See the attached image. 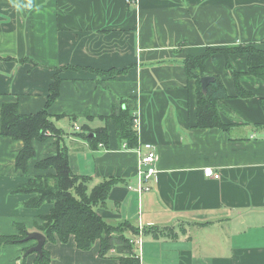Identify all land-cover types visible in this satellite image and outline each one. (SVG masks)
<instances>
[{"label":"crops","instance_id":"0c3cea01","mask_svg":"<svg viewBox=\"0 0 264 264\" xmlns=\"http://www.w3.org/2000/svg\"><path fill=\"white\" fill-rule=\"evenodd\" d=\"M240 46L264 48V0H0V239L19 236L18 226L38 231L52 205L27 208L34 194L16 191L53 173L37 165L66 148L90 191L118 181L96 210L108 223L139 227L126 236L140 264H264V78L249 74L245 54L209 57L205 74L221 76L229 95L217 103L228 129H201L197 83L183 62ZM232 72L251 97L238 96ZM55 75L59 97L46 108ZM132 98L134 150L108 119ZM4 105L25 116L47 110L60 131L34 141L27 172L16 167L24 142L1 136ZM104 128L108 143L95 145L93 131ZM148 144L158 173L139 196L129 186ZM207 168L221 178H205ZM36 244H0V264H36L37 253L25 255ZM44 250L50 264H119L114 250L100 256V242L82 251L70 237Z\"/></svg>","mask_w":264,"mask_h":264},{"label":"trees","instance_id":"16d2710c","mask_svg":"<svg viewBox=\"0 0 264 264\" xmlns=\"http://www.w3.org/2000/svg\"><path fill=\"white\" fill-rule=\"evenodd\" d=\"M218 52L224 54L226 58L233 54L247 55L249 74L264 78V48L240 46L227 50L207 49L203 56L187 57L183 62L187 77L194 79L197 83L196 120L197 128L201 129H228V126L221 119L217 105L219 100L229 97L222 77L213 76L215 81L208 86L207 93L204 94L201 88V80L204 76H208L205 74V61ZM228 69L232 70L230 61L228 62ZM126 71L127 68L117 71L110 70L106 74L114 78ZM232 74L236 79L238 96L240 98L251 97L252 94L247 93L239 84V75L236 72H232ZM53 80L46 108L59 97L61 80L56 75ZM112 108V113L108 119L114 122L118 140L125 143L128 149L134 150L138 145V136L133 122L137 109V99L118 101ZM50 129L59 131L52 123L47 110L25 116L19 112L17 105H4L2 108L1 136L24 142V147L18 153L16 161V167L24 172L28 171V162L36 154L33 147L34 141H46V133ZM93 133L94 136L90 141L95 145L108 143L109 137L106 128L95 130ZM37 167L45 170L47 168L53 169L54 172L29 180L16 193L34 194L33 198L25 203L27 208H39L48 203L52 205L50 214L42 217L41 224H36L38 231L45 235L47 243L60 241L64 244L69 242L70 237H73L77 248L82 251H90L95 243L100 242L99 253L102 258H106L109 252L114 250L118 254L119 264H140L139 258L134 252V245L131 239L126 236L128 233L134 236L139 234V227H135L127 220L115 224L108 223L96 210L97 206L106 203L110 191L118 183L117 180L110 179L89 191V179L73 173L66 148L59 149L55 156L40 162ZM18 228L20 229L19 236L1 238L0 244H15L23 241L27 237L28 231L21 226ZM150 230L152 228L148 229V231ZM154 230L157 231V229ZM42 255V257L38 256L36 264H50V254L43 250Z\"/></svg>","mask_w":264,"mask_h":264},{"label":"built area","instance_id":"2783aa9c","mask_svg":"<svg viewBox=\"0 0 264 264\" xmlns=\"http://www.w3.org/2000/svg\"><path fill=\"white\" fill-rule=\"evenodd\" d=\"M137 122V119H134ZM140 158H139V169L136 173L135 184L129 186V190L133 193L139 194L142 196L144 193H148L151 190L150 181L157 173V162H158V153L155 150V147L152 144L143 145L140 149ZM205 178L210 177L216 180H219L221 177L219 174L214 173L211 168H207L204 171Z\"/></svg>","mask_w":264,"mask_h":264},{"label":"water","instance_id":"95a60500","mask_svg":"<svg viewBox=\"0 0 264 264\" xmlns=\"http://www.w3.org/2000/svg\"><path fill=\"white\" fill-rule=\"evenodd\" d=\"M215 81V78L213 76H204V78L201 80V88L202 91L205 93H207V89L208 86L213 83ZM92 136V134H90V137ZM24 242H31V241H36L37 244L35 245V247L30 248L29 250L26 251L25 255H29V254H35L37 253L40 257H42L43 255V250L44 247L47 243L46 237L44 234H42L39 231H34L32 233H28L27 237L25 239H23Z\"/></svg>","mask_w":264,"mask_h":264},{"label":"rangeland","instance_id":"374dc122","mask_svg":"<svg viewBox=\"0 0 264 264\" xmlns=\"http://www.w3.org/2000/svg\"><path fill=\"white\" fill-rule=\"evenodd\" d=\"M49 133H51V134H53V135H56V136H59L60 135V133H59V131H57V130H49ZM82 181V180H81ZM85 182H87V181H85ZM90 183V182H89ZM89 183H88V188H89ZM90 191V190H89Z\"/></svg>","mask_w":264,"mask_h":264}]
</instances>
